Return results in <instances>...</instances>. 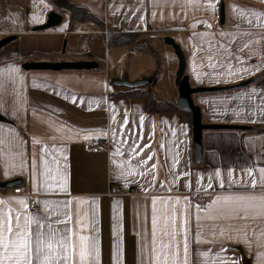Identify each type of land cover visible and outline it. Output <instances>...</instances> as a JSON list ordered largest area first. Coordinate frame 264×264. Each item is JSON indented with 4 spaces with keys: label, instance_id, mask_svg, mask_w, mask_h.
Masks as SVG:
<instances>
[{
    "label": "crops",
    "instance_id": "0c3cea01",
    "mask_svg": "<svg viewBox=\"0 0 264 264\" xmlns=\"http://www.w3.org/2000/svg\"><path fill=\"white\" fill-rule=\"evenodd\" d=\"M71 1L104 29L60 12L59 25L34 31L57 11L50 0H0V40L14 36L0 48V179H22L0 188V215L67 230L72 264H81L80 236L84 264H264V0H226L225 24L221 0ZM110 27L151 37L163 68L155 73L150 53L109 48ZM168 36L182 48L192 86L223 88L193 96L205 122L251 128L205 131L201 164L192 121L150 114L145 98L114 83L154 76L147 88L178 103ZM39 60H94L103 70L23 68ZM88 138L108 148L94 152ZM18 186L39 209L32 197L13 196ZM115 186L127 193L112 194ZM194 191L207 193L205 207L191 201Z\"/></svg>",
    "mask_w": 264,
    "mask_h": 264
},
{
    "label": "water",
    "instance_id": "95a60500",
    "mask_svg": "<svg viewBox=\"0 0 264 264\" xmlns=\"http://www.w3.org/2000/svg\"><path fill=\"white\" fill-rule=\"evenodd\" d=\"M226 0H222L220 5V21L221 24H225L226 20ZM48 20L46 23L37 25L34 27V31L38 30H46L50 29L53 26L59 25L63 17L57 11H52L48 15ZM14 39V36H9L0 40V48L7 44L10 40ZM164 42L167 44H171L176 51L177 57H179V67L177 69V77H176V85L179 87V98H178V106L181 110H190L192 117V130H193V143L195 144V158L197 162L202 161V154H203V134L207 130H215V129H237V130H244V129H251L248 125H239V124H224V123H207L203 120V115L201 111V107L198 106L193 96L195 94H199L200 92H214L220 89H223L221 86L214 85V86H192L190 82L189 75L185 72L186 69V57L182 51L181 46L175 42L174 38L171 36L165 37ZM99 62L94 60H80V61H25L23 64V68L27 70H92L97 69L99 67ZM154 81V76L144 78L135 82H131L129 80H115L114 83L121 87H128V88H139L141 86H150ZM251 80H243V82L239 83L238 85L243 86L247 85ZM22 179L20 178H13V180H2L0 179V188H9L13 187L14 185L21 183Z\"/></svg>",
    "mask_w": 264,
    "mask_h": 264
},
{
    "label": "snow or ice",
    "instance_id": "6c2138e0",
    "mask_svg": "<svg viewBox=\"0 0 264 264\" xmlns=\"http://www.w3.org/2000/svg\"><path fill=\"white\" fill-rule=\"evenodd\" d=\"M252 186H256L255 181ZM3 203L0 201V204ZM19 203L23 204L24 201ZM32 223L36 224L34 232L29 231ZM42 228L44 225L39 220L34 221L26 214H17L14 225L7 214L0 215V264H72L73 243L68 231L61 232L51 224L47 226V231H42ZM86 240L85 236L78 238L81 264L88 255Z\"/></svg>",
    "mask_w": 264,
    "mask_h": 264
},
{
    "label": "trees",
    "instance_id": "16d2710c",
    "mask_svg": "<svg viewBox=\"0 0 264 264\" xmlns=\"http://www.w3.org/2000/svg\"><path fill=\"white\" fill-rule=\"evenodd\" d=\"M50 3L53 4L57 12H67L68 16L70 17V21L72 22L90 21L97 23L102 28L104 27V22L98 16L91 13L85 6L77 5L71 0H50ZM107 45L109 46V48L126 46L131 50L150 53L156 61L155 73H158L160 71L162 58H160V55L154 49L151 37L144 36L141 32H120L110 27V29L108 30ZM98 70H103V68H101V66L99 65L97 69H92L89 71L97 72ZM262 76V74L257 75L256 80L258 78H261ZM237 88H239V86H229V88L225 89V91ZM125 94L130 97L145 98L147 102V111L150 114L177 111L184 115L185 120H187L188 122L192 121L193 115L191 114L190 110H181L178 106V103L166 101L158 93H154L152 90L147 88V86H141L139 88H128ZM261 127V124L253 126L254 129H259ZM198 164H201V162H199Z\"/></svg>",
    "mask_w": 264,
    "mask_h": 264
},
{
    "label": "built area",
    "instance_id": "2783aa9c",
    "mask_svg": "<svg viewBox=\"0 0 264 264\" xmlns=\"http://www.w3.org/2000/svg\"><path fill=\"white\" fill-rule=\"evenodd\" d=\"M85 144L87 145L88 148L92 149L94 152H99L101 149L103 148H108L107 147V142L106 140L103 141L100 138H88L85 140ZM112 194L116 195H122V194H126L127 192H124L122 190H120V188H118L117 186L112 187ZM13 196L14 194L16 195H22V196H26V197H32V204H31V209L32 210H37L39 209V205L36 201V196L33 195L32 193H30L29 191H27V189L23 186H18L16 188H14L13 192H12ZM0 195H7L4 192H2L0 190ZM10 195V194H9ZM191 201L196 202L197 204L200 205L201 208L205 207L207 204V201L209 199L208 195L206 192H200V191H194L191 192L190 195Z\"/></svg>",
    "mask_w": 264,
    "mask_h": 264
},
{
    "label": "rangeland",
    "instance_id": "374dc122",
    "mask_svg": "<svg viewBox=\"0 0 264 264\" xmlns=\"http://www.w3.org/2000/svg\"><path fill=\"white\" fill-rule=\"evenodd\" d=\"M172 50H171V58L169 57L170 55L166 54L165 57L167 58V65L168 67L170 66V64L173 62V58H174V61H175V58L177 59V61H179V57H177V54H176V51H175V48L173 46H171ZM173 53V54H172ZM172 55H173V58H172ZM162 59H164L163 57H161ZM172 59V60H171ZM165 61L162 60V68H163V65H164ZM174 66V65H173ZM172 66V68H173ZM172 69H169V75L171 74V77L175 74V77H176V73H173L171 71ZM175 82H176V79H175Z\"/></svg>",
    "mask_w": 264,
    "mask_h": 264
}]
</instances>
